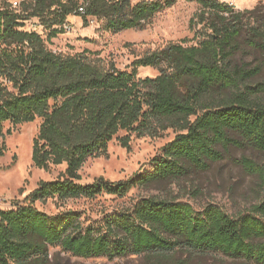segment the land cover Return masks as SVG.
Returning a JSON list of instances; mask_svg holds the SVG:
<instances>
[{
	"label": "trees",
	"instance_id": "obj_1",
	"mask_svg": "<svg viewBox=\"0 0 264 264\" xmlns=\"http://www.w3.org/2000/svg\"><path fill=\"white\" fill-rule=\"evenodd\" d=\"M87 1L80 14L86 24L88 17L105 19V29L119 33L144 29L179 0ZM189 1L201 6L190 19L192 30L202 25L200 43L170 42L136 58L129 70L89 50L56 53L39 32L24 29L29 17L64 25L79 14L78 0H31L24 3L27 16L0 2V144L6 123L40 118L34 164L47 170L67 165L22 204L0 208V264H50L55 245L85 258L138 255L144 264H202L199 259L212 253L264 264V200L230 214L163 192L114 211L99 228L84 227L78 213L49 214L35 204L167 189L210 170L233 149L264 152V2L236 10L220 0ZM60 32L54 28L51 37ZM147 66L159 74L139 77ZM171 128L178 133L150 160L151 170L118 181H81L84 163L106 155L114 139L130 147L134 133L159 136ZM236 162L264 179L257 161L243 156Z\"/></svg>",
	"mask_w": 264,
	"mask_h": 264
},
{
	"label": "rangeland",
	"instance_id": "obj_2",
	"mask_svg": "<svg viewBox=\"0 0 264 264\" xmlns=\"http://www.w3.org/2000/svg\"><path fill=\"white\" fill-rule=\"evenodd\" d=\"M3 0H0L2 2ZM19 12L27 14L25 2L31 0H6ZM141 0H132L135 4ZM233 1L236 10L253 8L264 0H220ZM240 8V9H237ZM201 6L196 1L179 0L173 7L158 13L144 29H128L119 33L106 30L105 19L72 14L64 25L44 23L40 17H29L24 29L39 32L47 46L56 53L75 54L89 50L93 56L113 61L120 69H131L132 62L145 53L166 46L170 42L184 45H196L202 40V25L194 30L190 28V19ZM54 28H63V32L51 37ZM198 32V33H197ZM157 68L140 67L139 77H155ZM41 119L18 125L5 124L6 136L0 150V208L11 209L22 204L42 181L57 179L65 172L67 165L52 166L50 169L37 167L33 162L34 140L39 133ZM178 132L168 129L159 136H131L130 147L122 146L114 139L106 155L88 159L80 173L83 183L105 177L112 181L127 179L137 171L152 169L150 160L162 147L173 140ZM121 132L119 136H124ZM247 156L264 166V152L251 148L233 149L223 161L213 164L210 170L197 176L170 184L167 189L159 186L134 188L125 196L102 194L95 198L70 199L58 201L49 199L35 204L49 214L75 212L84 227L99 228L107 215L114 211L130 207L142 197L163 192H171L202 209L208 204H215L230 214L243 212L254 204L264 200V179L258 174H251L236 162ZM50 264H144L138 255H126L110 258L108 256L80 257L66 252L60 245L50 247ZM202 264H249L243 260H234L221 253H212L199 259Z\"/></svg>",
	"mask_w": 264,
	"mask_h": 264
},
{
	"label": "built area",
	"instance_id": "obj_3",
	"mask_svg": "<svg viewBox=\"0 0 264 264\" xmlns=\"http://www.w3.org/2000/svg\"><path fill=\"white\" fill-rule=\"evenodd\" d=\"M63 2L67 3L69 2L70 0H62ZM80 3H79V6H78V13L79 14H84L86 12V8H87V5H88V1L87 0H78Z\"/></svg>",
	"mask_w": 264,
	"mask_h": 264
},
{
	"label": "crops",
	"instance_id": "obj_4",
	"mask_svg": "<svg viewBox=\"0 0 264 264\" xmlns=\"http://www.w3.org/2000/svg\"><path fill=\"white\" fill-rule=\"evenodd\" d=\"M227 3H229L230 5H233V1H230V2H227ZM237 9H240V8H237Z\"/></svg>",
	"mask_w": 264,
	"mask_h": 264
}]
</instances>
